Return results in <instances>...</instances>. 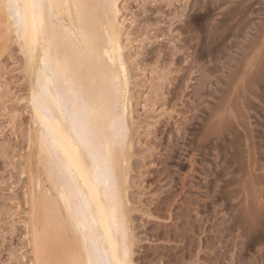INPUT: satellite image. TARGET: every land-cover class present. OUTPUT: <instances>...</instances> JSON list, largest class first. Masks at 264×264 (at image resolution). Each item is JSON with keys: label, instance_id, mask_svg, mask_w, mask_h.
I'll use <instances>...</instances> for the list:
<instances>
[{"label": "rangeland", "instance_id": "374dc122", "mask_svg": "<svg viewBox=\"0 0 264 264\" xmlns=\"http://www.w3.org/2000/svg\"><path fill=\"white\" fill-rule=\"evenodd\" d=\"M119 4L133 264H264V0ZM2 41L0 264H38L32 80L17 45Z\"/></svg>", "mask_w": 264, "mask_h": 264}, {"label": "bare ground", "instance_id": "6f19581e", "mask_svg": "<svg viewBox=\"0 0 264 264\" xmlns=\"http://www.w3.org/2000/svg\"><path fill=\"white\" fill-rule=\"evenodd\" d=\"M119 3L0 0V40L17 45L32 80L29 205L38 264H133V105Z\"/></svg>", "mask_w": 264, "mask_h": 264}, {"label": "snow or ice", "instance_id": "6c2138e0", "mask_svg": "<svg viewBox=\"0 0 264 264\" xmlns=\"http://www.w3.org/2000/svg\"><path fill=\"white\" fill-rule=\"evenodd\" d=\"M9 6H11V5H9Z\"/></svg>", "mask_w": 264, "mask_h": 264}]
</instances>
